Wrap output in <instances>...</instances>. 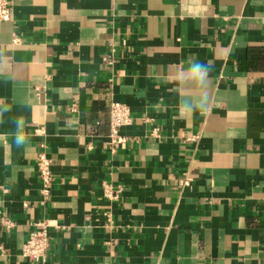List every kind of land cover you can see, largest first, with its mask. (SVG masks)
Returning <instances> with one entry per match:
<instances>
[{"label": "crops", "instance_id": "obj_1", "mask_svg": "<svg viewBox=\"0 0 264 264\" xmlns=\"http://www.w3.org/2000/svg\"><path fill=\"white\" fill-rule=\"evenodd\" d=\"M12 3L0 264H34L21 250L42 220L47 264H264V0ZM192 62L212 65L202 86L182 79ZM201 96L206 110L184 108ZM113 100L133 117L114 151ZM40 151L54 174L44 202Z\"/></svg>", "mask_w": 264, "mask_h": 264}, {"label": "built area", "instance_id": "obj_2", "mask_svg": "<svg viewBox=\"0 0 264 264\" xmlns=\"http://www.w3.org/2000/svg\"><path fill=\"white\" fill-rule=\"evenodd\" d=\"M13 18V3L12 0H0V21H8ZM20 37L14 34L13 43H19ZM108 63H112L111 59H107ZM73 108V107H71ZM110 132L108 135L107 145L114 151L117 146L126 140L120 130L123 126L133 123V117L130 107L123 102L113 100L109 111ZM36 167L39 178L41 180L40 193L43 202L51 195L53 184L52 159L45 151H40L36 159ZM117 191H114L110 185L105 188L107 196L115 198ZM4 225L7 229L14 226V222L9 219H4ZM37 228L32 230L25 240L21 253L29 261L34 264H47V252L51 244L50 229L52 224L50 220H42L36 223Z\"/></svg>", "mask_w": 264, "mask_h": 264}, {"label": "clouds", "instance_id": "obj_3", "mask_svg": "<svg viewBox=\"0 0 264 264\" xmlns=\"http://www.w3.org/2000/svg\"><path fill=\"white\" fill-rule=\"evenodd\" d=\"M212 65L210 63L204 64L201 62H192L188 65L186 73L183 76V81L185 83L194 84L196 86H202L209 78V73L211 71ZM208 103L207 96H201L197 100L193 101L191 99H186L184 101V108H191L193 110L200 109L201 111L206 110ZM23 121H17V133L15 135L16 145L22 146L25 142V137L20 134L19 129L22 126Z\"/></svg>", "mask_w": 264, "mask_h": 264}]
</instances>
